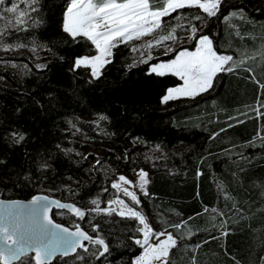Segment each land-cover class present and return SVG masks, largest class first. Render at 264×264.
I'll return each mask as SVG.
<instances>
[{"label":"trees","instance_id":"1","mask_svg":"<svg viewBox=\"0 0 264 264\" xmlns=\"http://www.w3.org/2000/svg\"><path fill=\"white\" fill-rule=\"evenodd\" d=\"M13 3L28 17L21 30L12 28L0 37V44L13 45L10 50L0 46V197L28 200L50 188L53 196L85 212L81 220L54 210L53 218L99 235L110 248L102 257L68 258L67 264H130L141 254L134 242L142 236L138 219L90 210L107 208L122 196L111 187L119 175L135 178L144 170L148 196L141 194L139 205L128 201L155 230L173 231L178 247L170 264H262L264 60L249 53L264 47V0H223L215 17L172 20L173 27L183 25L175 42L148 49L149 41L155 45L167 34L155 30L127 46L120 43L99 78L90 68L74 69L76 58L97 50L86 38L73 40L63 32L70 0H5L0 13ZM178 11L206 16L200 9ZM232 11L242 18L225 20ZM15 15L0 18V29ZM192 24L198 29L195 40L188 39ZM201 35L212 39L218 53L233 55L239 67L218 74L207 92L162 102L182 80L152 73L150 66L195 49ZM100 115L108 119L94 123ZM13 130L26 135L21 144L12 143ZM94 199L98 205L91 203ZM204 207L218 211L204 213ZM165 221L187 224L177 230ZM91 225H99L97 232ZM53 264L65 260L56 258Z\"/></svg>","mask_w":264,"mask_h":264},{"label":"snow or ice","instance_id":"2","mask_svg":"<svg viewBox=\"0 0 264 264\" xmlns=\"http://www.w3.org/2000/svg\"><path fill=\"white\" fill-rule=\"evenodd\" d=\"M33 2H38V0H33ZM4 4L5 0H0V5ZM222 4L223 0H70L66 11L63 13L62 30L71 36L73 40L86 38L95 46L98 54L76 58L74 69L83 67L87 70L90 68L91 76L99 78L102 74L101 69L111 63V60L107 57L112 56V49L117 47L118 44L123 43L127 46L128 42L140 40L155 30H161L167 34L160 35L155 41V45L149 41L146 44L148 49L159 46L162 41L175 42L179 39L176 35L177 28L183 27V25L178 23L173 27L172 20H203L207 17H215ZM184 9H200L206 16L197 13L189 15L178 11ZM32 10L35 11L36 9L33 8ZM9 13L16 14L15 19H9L6 26L0 29V37L7 35L12 28L17 31L21 30V26L27 23L25 18L28 17V12L20 10L18 5L13 3L10 7L5 8L0 13V18H6ZM172 13H177V15L173 17ZM236 15L238 13L233 11L224 19L229 20L230 17ZM162 18L169 19L165 21ZM169 28L171 31H168ZM197 31V27L192 24L188 39L195 40ZM0 46L5 47L6 50L13 47V45L2 44ZM15 47H24V45L17 44ZM136 50L135 47L132 48V51ZM151 59L152 57L149 55L148 60ZM261 59L264 60V48L261 50ZM142 62L147 63V60ZM229 62H232V65ZM133 66L130 65L129 67ZM37 67L45 68L47 65H37ZM234 67H239V63L234 61L233 55L218 54L214 50L213 41L207 35H201L194 51L185 48L167 63L152 65L150 71L159 76L170 73L183 81L181 86L167 90V94L162 97V102L166 103L179 97H196L207 92L213 88V80L218 74L232 73ZM107 119V116L100 115L99 120L94 123ZM10 135L13 144H21L26 138L23 132L15 130ZM249 146L254 147L255 144ZM156 147L159 148V145ZM100 163L101 161L97 160V164ZM41 167L46 168L48 166L41 165ZM146 177L147 173L141 170L138 183L144 196H148L145 188L148 184ZM119 181L124 185L132 183L123 175L119 176ZM111 187L122 191L124 196L129 197L134 204L139 205L141 203L137 194L127 187H122L121 183L113 182ZM104 191H107V189H104ZM42 200H48V197H34L31 203L39 204ZM91 203L98 205V200L94 199ZM108 203L109 205H124L125 202L117 199ZM55 204L57 208L67 210L69 214H74L75 217L81 220L85 218V212L79 207L68 203H60L59 201H55ZM42 207L44 210L43 222L37 218L35 210L25 211L19 205V202L5 204L0 208V242H2V246H0V264H53L54 258H64L65 264H67L68 258L87 262L91 258H96L97 255L102 257L109 253V244L106 243L104 238L99 235H90L79 226L76 227L75 231H70L66 227L55 224L48 215L50 204H44ZM90 211L97 214L103 211L111 215L115 210L111 208L100 209L97 206ZM209 211L217 213L218 210L215 207L211 209L208 207L203 208L204 213ZM118 215L138 219L139 224L142 225L136 231L142 233L143 238L134 241L140 247L141 254L130 261V264H156V262L170 264V251L178 247V241L172 233H167L166 239L160 240L159 243L152 244L150 238L165 235V231L155 232L147 222L146 216L132 207L125 206L119 211ZM196 215L199 216L201 213ZM188 219L191 220L193 217ZM211 219L215 220V216ZM186 224L187 221L179 223L164 222V225L177 230L182 226H186ZM91 227L93 232H97L99 229V225H91ZM85 241L88 242L87 245L84 243ZM88 245H94L96 249L92 250ZM101 246L102 251L99 250ZM79 250H83V253H90V256L81 255Z\"/></svg>","mask_w":264,"mask_h":264},{"label":"rangeland","instance_id":"3","mask_svg":"<svg viewBox=\"0 0 264 264\" xmlns=\"http://www.w3.org/2000/svg\"><path fill=\"white\" fill-rule=\"evenodd\" d=\"M233 12V11H232ZM237 13H238V15H236L237 17H239V18H242V14H241V12H239V11H236ZM209 37V36H208ZM210 38V37H209ZM211 39V38H210ZM212 40V39H211ZM213 47H214V45H213ZM262 48H264V47H261L260 48V50H258V51H254V52H252V53H249V55L250 56H257V55H261V50H262ZM187 50H189V51H194L195 49H187ZM215 50V49H214ZM113 51V50H112ZM248 52V51H247ZM113 53V52H112ZM218 53V52H217ZM245 53V52H244ZM98 54V53H97ZM96 54V55H97ZM218 54H220V53H218ZM224 55H229V54H226V53H223ZM113 55V54H112ZM245 55H247V53H245L244 54V56ZM108 59H110V60H112V56L111 57H107ZM172 59H174V58H172ZM171 60V59H170ZM170 60H162V61H158V62H156V63H154V64H158V63H167L168 61H170ZM154 64H152V65H154ZM152 65L150 66V69H151V67H152ZM103 69V68H102ZM102 69H101V72H102ZM168 74V73H167ZM214 81V80H213ZM183 84V81H182V83L181 84H179V85H177V86H173V87H170V88H175V87H178V86H181ZM167 94V93H166ZM141 171V170H140ZM140 171H138V173H137V176L135 177V178H131V177H129V176H126V175H123V176H125L128 180H130V181H132V183H130V184H127V185H124L122 182H120L119 181V176L116 178V180L114 181V182H117V183H121L122 184V187H127L130 191H134L136 194H137V196L140 198V195L141 194H143V192H142V190L140 189V187H139V172ZM144 171V170H143ZM144 172H146V171H144ZM147 173V172H146ZM146 179L148 180V182H149V176H148V173H147V177H146ZM148 185V184H147ZM147 185L145 186V188H146V190H147ZM118 192H120L121 194H122V196H117V197H115L114 199H112V200H117V199H120V200H123L125 203H124V205H120V204H111V205H109V203H108V205H107V208H111V209H114V208H116V210H115V212H117V213H119V211L120 210H122V208H124L125 206H127V207H132V208H134L130 203H129V201L128 200H131L129 197H126V196H124V194H123V192L122 191H118ZM44 193H46V194H49V195H52V191H51V189L50 188H46V189H44ZM111 200V201H112ZM134 210H136L135 208H134ZM153 228V227H152ZM154 229V228H153ZM154 231H156L157 232V230H155L154 229ZM167 233H170V231L169 232H167V231H165V235H162V236H159V237H152V238H150V243H152V244H157V243H159V241L160 240H163V239H166V235H167ZM143 238V234H142V236H141V238H139V239H142ZM169 259H170V257H169ZM157 263H159V262H156V264Z\"/></svg>","mask_w":264,"mask_h":264},{"label":"water","instance_id":"4","mask_svg":"<svg viewBox=\"0 0 264 264\" xmlns=\"http://www.w3.org/2000/svg\"><path fill=\"white\" fill-rule=\"evenodd\" d=\"M37 196H46L48 197V200H42L40 201L39 204H33L31 203V201L33 200L34 197H37ZM32 199H28V200H24V199H6V198H2L0 197V208H2L5 204H10L12 202H19V205L25 210V211H29V210H35L36 212V215H37V218L43 222V215H44V210H43V207L42 205L44 204H50V210H49V217L53 220V222L55 224H59L61 225V227H66L68 228L70 231H75L76 228H71L63 223H60V222H57L54 218H53V211L54 210H63V209H59L57 208L56 204H55V201H59L60 203H68L70 205H74L76 206L75 204L71 203V202H64L62 200H60L59 198H57L56 196H53V195H49V194H46L44 192H40L38 194H36ZM77 207V206H76ZM67 211V210H66ZM25 222H27L25 220ZM82 230H84L85 232H87L84 228L80 227ZM88 233V232H87ZM85 244H87L88 242H84ZM0 246H2V242H0ZM56 258H54L55 260ZM53 260V261H54Z\"/></svg>","mask_w":264,"mask_h":264},{"label":"crops","instance_id":"5","mask_svg":"<svg viewBox=\"0 0 264 264\" xmlns=\"http://www.w3.org/2000/svg\"><path fill=\"white\" fill-rule=\"evenodd\" d=\"M149 183V182H148ZM167 232L170 231V233H172V235L174 236V238L178 241L177 237L174 235L173 231L172 230H166ZM156 232V231H155ZM157 232H161V231H157ZM172 251V250H171ZM171 251H170V254H171ZM159 264V263H157Z\"/></svg>","mask_w":264,"mask_h":264},{"label":"built area","instance_id":"6","mask_svg":"<svg viewBox=\"0 0 264 264\" xmlns=\"http://www.w3.org/2000/svg\"><path fill=\"white\" fill-rule=\"evenodd\" d=\"M114 210H116V208H114Z\"/></svg>","mask_w":264,"mask_h":264}]
</instances>
